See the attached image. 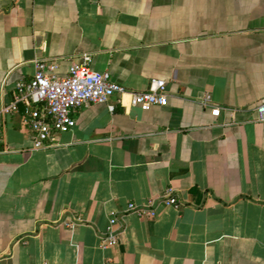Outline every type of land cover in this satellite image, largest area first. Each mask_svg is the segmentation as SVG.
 I'll use <instances>...</instances> for the list:
<instances>
[{
    "label": "crops",
    "instance_id": "1",
    "mask_svg": "<svg viewBox=\"0 0 264 264\" xmlns=\"http://www.w3.org/2000/svg\"><path fill=\"white\" fill-rule=\"evenodd\" d=\"M84 53L129 91L165 79L168 103L84 105L35 149L2 107L36 60L64 76ZM263 101L264 0H0V264H264Z\"/></svg>",
    "mask_w": 264,
    "mask_h": 264
},
{
    "label": "built area",
    "instance_id": "2",
    "mask_svg": "<svg viewBox=\"0 0 264 264\" xmlns=\"http://www.w3.org/2000/svg\"><path fill=\"white\" fill-rule=\"evenodd\" d=\"M92 56L84 53L79 60L72 59L68 73L64 76L56 74L58 67L55 61L39 59L35 61L33 77L17 81L14 99L2 107V113H19L21 105L26 114L23 123L27 125L35 149L43 148L48 142H55L58 134L71 130L76 125L73 112L91 103H108L116 94L130 95L132 106L147 109L151 106L168 103L167 82L165 79H153L146 91H129L122 84L112 79L109 71H97L91 66ZM111 111L114 105L108 106ZM258 120L264 121V101L256 107ZM221 109L217 107L213 114L219 116ZM160 202L165 206L178 207L180 201L173 189L163 193ZM157 201L148 199L143 204L129 202L127 212L139 216L154 215ZM116 215L110 219L107 232L103 235L101 246L115 243L114 226ZM113 264V263H111Z\"/></svg>",
    "mask_w": 264,
    "mask_h": 264
}]
</instances>
